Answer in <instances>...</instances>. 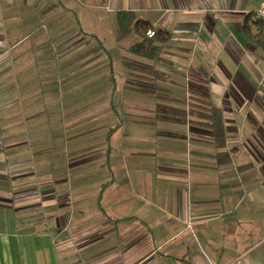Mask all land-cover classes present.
Returning a JSON list of instances; mask_svg holds the SVG:
<instances>
[{
    "label": "crops",
    "instance_id": "obj_1",
    "mask_svg": "<svg viewBox=\"0 0 264 264\" xmlns=\"http://www.w3.org/2000/svg\"><path fill=\"white\" fill-rule=\"evenodd\" d=\"M263 4L0 0V264H264ZM119 12L170 35L157 62Z\"/></svg>",
    "mask_w": 264,
    "mask_h": 264
},
{
    "label": "trees",
    "instance_id": "obj_2",
    "mask_svg": "<svg viewBox=\"0 0 264 264\" xmlns=\"http://www.w3.org/2000/svg\"><path fill=\"white\" fill-rule=\"evenodd\" d=\"M117 22L121 31V37H127L131 34H135L139 38V43L131 46L129 48V53L136 57L142 58L149 62H157L161 55L164 45H166L170 39V35L167 32L162 30L154 29L151 27L149 23L143 21H134L133 15L129 12H119L117 13ZM255 24L258 27H261V30L264 29V22L257 21ZM153 29L155 35L153 38H147L146 33L148 30ZM256 41L255 43L264 49V31H262L259 35L254 36ZM252 37L251 39H254ZM156 113L161 116L157 118L159 121H172L177 123H184L185 112L181 109L171 108L164 105L156 106ZM208 121L211 122L207 124L212 128L215 133V143L217 145V153L216 156L218 159L224 160L227 158V154L224 152L225 146L221 148V146L225 143L221 139V137L216 134V126H221V122L218 119L211 118L208 116ZM163 137H173L175 135L170 133H161ZM222 151V152H219Z\"/></svg>",
    "mask_w": 264,
    "mask_h": 264
},
{
    "label": "rangeland",
    "instance_id": "obj_3",
    "mask_svg": "<svg viewBox=\"0 0 264 264\" xmlns=\"http://www.w3.org/2000/svg\"><path fill=\"white\" fill-rule=\"evenodd\" d=\"M19 9L20 10H23L24 8H16L15 11H17ZM4 13H6V10L5 9H4ZM99 16H100L99 17V20L100 21H98L95 25L97 27H99V30L98 31H100V32L99 33L97 32L95 34H106V36H105L106 38H104L102 40L100 39V40L103 41V44L106 46L107 49H110L112 46L118 44V41L116 42L118 33H115V31L113 30V28H114L113 22L109 21V20H111L109 17L105 16L103 13H99ZM94 17H95V15H94ZM31 25H32V27H38L40 25V23L39 22H36L35 24L32 23ZM107 29L109 31H105ZM107 32H108V34H107ZM118 32H120V31H118ZM20 34H27V33H20ZM95 43H96V45H98V40H96ZM112 50H113L112 56H113V58H115L114 55L115 54L117 55V52L114 49H112ZM143 62H146V60H143ZM147 62H149V61H147ZM115 73L117 75H119L118 74L119 73V70H118L117 67H115ZM69 108L70 107H68V106L65 105V109H69ZM164 127H166V126H164ZM166 128H169V127H166ZM167 131H169V130H167ZM169 145L170 146H174L172 144H169Z\"/></svg>",
    "mask_w": 264,
    "mask_h": 264
},
{
    "label": "built area",
    "instance_id": "obj_4",
    "mask_svg": "<svg viewBox=\"0 0 264 264\" xmlns=\"http://www.w3.org/2000/svg\"><path fill=\"white\" fill-rule=\"evenodd\" d=\"M256 20L257 21H262L264 22V4L263 6L257 11V13L255 14ZM155 35V32L153 30H148L146 33L147 38H153ZM261 94V93H260Z\"/></svg>",
    "mask_w": 264,
    "mask_h": 264
}]
</instances>
